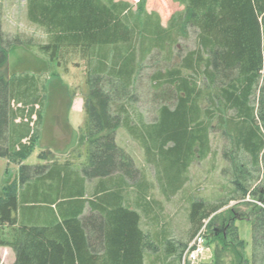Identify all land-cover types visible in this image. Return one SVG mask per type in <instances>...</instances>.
I'll return each mask as SVG.
<instances>
[{
    "label": "trees",
    "instance_id": "trees-1",
    "mask_svg": "<svg viewBox=\"0 0 264 264\" xmlns=\"http://www.w3.org/2000/svg\"><path fill=\"white\" fill-rule=\"evenodd\" d=\"M174 1L183 9L163 26L145 0L136 7L123 0H26L28 20L45 30L46 42L24 36L12 42L0 30V67L24 45L65 72L71 62L85 61L89 89L83 135L90 148L83 164L74 168L69 158L60 163L44 150L47 163L27 166L23 161L41 136L47 81L30 72L0 76V158L18 164L20 172L0 194V247L12 249V264H145L148 254L158 264H182L208 220L211 264H264V207L253 201H264V0ZM191 30L196 48L174 63L178 43ZM156 50L165 65L150 78L168 90L156 121L147 123L141 114L134 117L132 88ZM120 127L140 143L167 200L189 181L197 154L209 153L210 134L227 138L231 199H253L251 258L236 226L239 217L219 229L214 214L221 205L203 200L190 206L192 240L168 238L162 206L148 197L153 184L146 170L116 142ZM243 151L262 174L257 186L245 176L237 156ZM137 208L155 232L141 227Z\"/></svg>",
    "mask_w": 264,
    "mask_h": 264
},
{
    "label": "rangeland",
    "instance_id": "rangeland-1",
    "mask_svg": "<svg viewBox=\"0 0 264 264\" xmlns=\"http://www.w3.org/2000/svg\"><path fill=\"white\" fill-rule=\"evenodd\" d=\"M123 1L133 4L135 7L140 2V0ZM135 7L134 9H136ZM145 9L149 13L158 14L161 24L167 26L171 16L181 11L183 6L174 0H145ZM0 30L2 35L11 39L12 42L19 36L20 38L24 36L23 40L29 38L31 42L37 43H45L47 40L45 30L28 20L26 0H0ZM193 34V30H191V37L178 43L174 63L180 62L183 55L196 48ZM164 57L160 51H154L142 63L139 76L135 78L132 88L134 99L131 103L132 109H130L135 110L136 115L134 117L137 120L141 114V118L147 123L156 121L158 109L163 102L162 93L167 92L168 86L158 87V84L150 77L158 69L163 68L165 65ZM68 65V72H65L63 67L49 66L42 56L27 49L24 45H17L8 55L7 63L0 67V76L5 78H9L13 74L30 72L46 78L47 81V105L44 121L41 125V136L35 150L30 157L23 161V165L43 164L47 158L41 157L40 154L44 150H50L46 154L47 157L50 154L54 157H60L58 159L60 163H64L65 159L69 158L70 164L74 168H79L89 154L90 143L83 135L86 121L84 101L89 92L86 84L87 63L75 60ZM52 73H58L59 76L53 77L51 76ZM116 142L133 157L137 168L144 167L143 169L146 170L145 174L153 184L152 188L149 189L148 197L163 205V228H167L165 232L168 238L186 244L192 240L194 235H192L193 231L189 221L190 206L195 200H203L210 207L221 205V208L214 214L219 217L218 225L215 226L219 229L223 221L232 218V216L239 217L240 220L236 221V226L240 238L246 244V255L251 258L252 224L249 217L253 210L250 206L253 199L252 197L242 201L231 199L236 195L232 184V172L224 171L230 166L229 160L227 161L223 157L224 151L231 145L227 138L216 131L210 134L209 153L203 157L197 154L187 174L189 181L180 192L168 200L154 180V167L146 163L144 150L140 143L124 127L116 130ZM231 154L234 153L231 151ZM52 155L49 157H53ZM237 156H239L240 162L245 164V176L251 186L260 184L262 174L259 175L258 169L253 167L250 157L246 153L244 154V151ZM19 174L18 164L9 163L6 158H0V194L2 187L19 178ZM253 201L258 206L264 207V201ZM206 222L209 224V220ZM145 226L152 232L156 231L152 225L146 224ZM8 249L9 247H0V264H10L12 261L14 252L11 250V253ZM213 252L214 244H208V251L198 264H211ZM155 257L148 254L146 264H158L159 261Z\"/></svg>",
    "mask_w": 264,
    "mask_h": 264
},
{
    "label": "built area",
    "instance_id": "built-area-1",
    "mask_svg": "<svg viewBox=\"0 0 264 264\" xmlns=\"http://www.w3.org/2000/svg\"><path fill=\"white\" fill-rule=\"evenodd\" d=\"M207 235L208 227L206 222L185 251L183 264H186L185 261L191 262V264H198L200 259L208 251Z\"/></svg>",
    "mask_w": 264,
    "mask_h": 264
},
{
    "label": "crops",
    "instance_id": "crops-1",
    "mask_svg": "<svg viewBox=\"0 0 264 264\" xmlns=\"http://www.w3.org/2000/svg\"><path fill=\"white\" fill-rule=\"evenodd\" d=\"M50 151V150H49ZM60 158V157H59ZM48 161L47 160H45L44 161V163H47ZM148 177V176H147ZM149 180V179H148ZM150 181V180H149ZM151 188H152V186H151ZM161 206L163 207V205L161 204ZM162 207H161V210H162ZM137 210H138V212L141 214V227L145 230V231H147V230H150V229H147L146 228V222H144V221H146V216L144 215V213L142 212V210L141 209H139V208H137ZM162 212H163V210H162ZM5 248V247H4ZM6 248H8V247H6ZM10 249V251L12 250L11 248H9ZM8 249V250H9ZM11 253H12V251H11ZM11 255V254H10ZM13 256H12V261L10 262V264H12L14 261H15V254L13 253L12 254ZM145 264H146V259H145Z\"/></svg>",
    "mask_w": 264,
    "mask_h": 264
},
{
    "label": "bare ground",
    "instance_id": "bare-ground-1",
    "mask_svg": "<svg viewBox=\"0 0 264 264\" xmlns=\"http://www.w3.org/2000/svg\"><path fill=\"white\" fill-rule=\"evenodd\" d=\"M192 242V241H191ZM184 260V255H183V258H182V261ZM186 263H189V264H191V262H188V261H185Z\"/></svg>",
    "mask_w": 264,
    "mask_h": 264
}]
</instances>
